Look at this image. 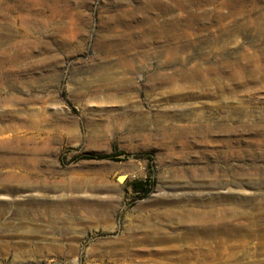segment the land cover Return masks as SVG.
<instances>
[{
  "label": "rangeland",
  "instance_id": "1",
  "mask_svg": "<svg viewBox=\"0 0 264 264\" xmlns=\"http://www.w3.org/2000/svg\"><path fill=\"white\" fill-rule=\"evenodd\" d=\"M149 1L168 12L150 19ZM164 115L219 127L183 148L144 145L142 124L156 133ZM10 124L23 140L0 134V264H245L237 242L233 262L226 242L183 243L185 219L205 209L162 192L230 194L203 200L229 213L260 199L264 0H0ZM100 155L112 158L84 159ZM236 180L252 185L209 186Z\"/></svg>",
  "mask_w": 264,
  "mask_h": 264
},
{
  "label": "bare ground",
  "instance_id": "2",
  "mask_svg": "<svg viewBox=\"0 0 264 264\" xmlns=\"http://www.w3.org/2000/svg\"><path fill=\"white\" fill-rule=\"evenodd\" d=\"M147 5L149 8H152L154 12H156V18H150L152 20H157L159 16L168 12L167 8L163 7L161 3L157 1H149ZM191 16L192 15H188L187 17ZM150 19L148 18L147 20ZM177 25V18L175 16L171 17L169 19V27L176 28ZM112 49L115 50L114 47ZM168 53L173 56H177L178 48L174 46L169 50ZM104 79H110L109 75H107ZM179 116H161L162 120L156 123V133L148 132L146 130V123H143L140 131L137 132L136 137L139 138L144 145L155 142V145L164 147L167 150H171L177 148V146L180 148L189 146L190 143L187 141V137L189 134L193 133L196 135H200L204 132L210 133L213 132L215 128L219 127L218 125L206 127L203 126L200 121L196 124H187L180 126L183 121H186L187 123L188 120H186L185 118L182 119ZM51 119H54L55 123L57 124L60 123V119L58 117L53 116ZM25 124L29 126L32 124V121L27 120ZM162 124H168L170 125V127L165 128L164 126H162ZM36 127L37 122H34L33 128ZM18 131L19 128L16 126V124H10L9 126L0 129V134L3 132H11V136H8V138L10 137L9 139H13L12 141L14 142H20L21 140H23V138L18 136ZM122 178L123 177H121V181L123 180ZM84 180L83 182L86 184L87 191H91L92 188L89 185L91 182H88L86 179ZM250 185L252 184L241 180L209 183L210 187H215L216 189L222 190L228 187L242 188ZM203 186L204 185L200 184L198 187ZM260 186L264 188V181L261 182ZM182 187H184L182 184H174L172 185V190H180ZM260 193H262V195L256 203L254 202L253 198H247L246 200H243V206L245 207V209L237 211L232 210L230 213L212 208L207 209V207H209L210 205L206 206L203 203L204 199H207L211 202H233L234 197L230 194L221 195L218 197L206 196L207 198H203L200 194H198L197 196H190L189 193L183 192L176 195L163 191L162 195H165L167 198H174L171 201L189 202L194 199L197 205L205 209L200 212L196 211V214L190 213L189 217L185 219V223L190 225V228L182 234L181 240L183 241V243H190L202 247L205 245L206 241L209 240H213L214 243L226 242L230 245L229 260L230 262H233L237 251V249L234 248V245L235 242H237V244L242 245L241 253L242 259L245 260V264H264V189H261V191L257 192L258 195ZM248 205L253 207H251L250 209L249 207H247ZM84 207H86L85 209L89 212V205L86 202H84ZM153 231L159 232L160 229L154 228ZM197 250L199 251L200 249L197 248ZM252 257L256 258L257 260H252Z\"/></svg>",
  "mask_w": 264,
  "mask_h": 264
},
{
  "label": "trees",
  "instance_id": "3",
  "mask_svg": "<svg viewBox=\"0 0 264 264\" xmlns=\"http://www.w3.org/2000/svg\"><path fill=\"white\" fill-rule=\"evenodd\" d=\"M112 158V156H110V155H100V156H97V157H85L84 159H91V160H103V159H111ZM141 185V183L140 182H138V183H136L135 184V187H138V186H140ZM136 190H137V188H135Z\"/></svg>",
  "mask_w": 264,
  "mask_h": 264
},
{
  "label": "water",
  "instance_id": "4",
  "mask_svg": "<svg viewBox=\"0 0 264 264\" xmlns=\"http://www.w3.org/2000/svg\"><path fill=\"white\" fill-rule=\"evenodd\" d=\"M122 177H123L122 179L124 180L125 179V176H122Z\"/></svg>",
  "mask_w": 264,
  "mask_h": 264
}]
</instances>
